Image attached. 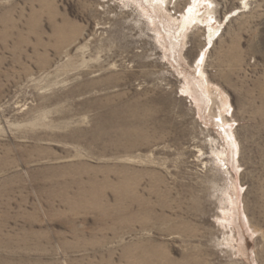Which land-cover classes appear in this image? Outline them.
Masks as SVG:
<instances>
[{"label":"rangeland","instance_id":"374dc122","mask_svg":"<svg viewBox=\"0 0 264 264\" xmlns=\"http://www.w3.org/2000/svg\"><path fill=\"white\" fill-rule=\"evenodd\" d=\"M213 1L171 56L121 0H0V264H264V0Z\"/></svg>","mask_w":264,"mask_h":264},{"label":"bare ground","instance_id":"6f19581e","mask_svg":"<svg viewBox=\"0 0 264 264\" xmlns=\"http://www.w3.org/2000/svg\"><path fill=\"white\" fill-rule=\"evenodd\" d=\"M125 6H129L130 4L136 5L138 10L143 13L147 20L152 25L154 29L153 32L156 34L158 44L161 45L163 49L168 47V52H171V56H174V52L180 50L185 45V41L187 40L186 30L197 24H207V38L206 45H214L220 38L216 39V36L221 31V27L215 26L213 24V0H196L192 6L188 9L185 14H182L180 19H175L167 10L166 5L168 0H121ZM205 8L202 10V6ZM154 15V17H153ZM156 24L158 26L156 27ZM206 33V32H205ZM204 33V34H205ZM215 40V41H214ZM166 47V48H165ZM206 57V53L203 55L201 61H199L196 65L195 75L192 78L185 77L187 82V88L185 93H189L195 99L196 104L199 108L203 109L204 107H209V104H215L213 101V96L218 98L220 101V106H222L223 112L225 114L230 113V104L227 98L223 96V93L220 91H216L214 94L212 89V84L207 78L204 67V61ZM215 88V87H214ZM217 88V87H216ZM222 94H221V93ZM207 108V109H208ZM220 108V111L222 110ZM221 122L219 127L222 128L224 138L223 140L227 144V149L230 150V155L232 157V166L233 168H239L237 165V155L239 156V144L237 139L234 137L231 128H225L224 125L227 123L223 118V114L220 115ZM219 119V120H220ZM224 142V143H225ZM226 149V150H227ZM218 153V152H217ZM228 151L221 153L218 157L221 159L228 158ZM217 157V158H218ZM223 161V160H222ZM222 163V162H221ZM231 202V201H229ZM232 204V202L230 203ZM226 213V214H225ZM224 215H227V210H224ZM228 217V215H227ZM226 217H224V221H226Z\"/></svg>","mask_w":264,"mask_h":264}]
</instances>
